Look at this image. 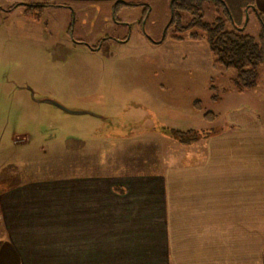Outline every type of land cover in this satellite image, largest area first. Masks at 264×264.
<instances>
[{"label":"crops","instance_id":"0c3cea01","mask_svg":"<svg viewBox=\"0 0 264 264\" xmlns=\"http://www.w3.org/2000/svg\"><path fill=\"white\" fill-rule=\"evenodd\" d=\"M109 1L115 20L129 10L119 0H0V55L24 58L28 30L42 35L50 8L71 9L75 21L76 11H98ZM221 1L243 29L247 6L255 16L264 10V0ZM24 4L62 5L45 7L38 21L26 19L21 6L4 11ZM7 83L6 94L19 98L15 116L27 107L42 110L39 103L56 107L24 100L18 79ZM257 104L255 111H228L223 127L191 144L162 132L145 144L118 142L104 165L76 163L64 177L28 178L15 171L27 160L24 148L2 150L0 264H264V100ZM196 108L195 101L191 114ZM11 134L13 146L28 137Z\"/></svg>","mask_w":264,"mask_h":264},{"label":"rangeland","instance_id":"374dc122","mask_svg":"<svg viewBox=\"0 0 264 264\" xmlns=\"http://www.w3.org/2000/svg\"><path fill=\"white\" fill-rule=\"evenodd\" d=\"M119 1L136 6L127 5L129 10L116 20L111 1L99 3L98 11L92 6L87 12L76 11L75 21L71 9L68 14L65 9L63 13V9L50 8L42 18V35L28 30L24 58L8 60L0 55V102L4 105L0 108V152L19 146L27 156L15 171L28 178L64 177L76 163L97 160L104 165L118 142L125 147L145 144L153 141L148 139L152 134L166 135L177 129L211 134L224 126L228 111H255L257 102L264 100L262 67L256 69L255 87L238 91L236 71L213 66L204 40L192 41L187 34L180 41L171 38L170 0ZM202 10V20L209 24L227 18L222 5L206 1ZM245 10L242 21L247 25L241 32L257 41V17L251 7ZM79 15L95 16L96 20L84 21ZM188 18L183 14L182 23ZM235 26L230 14L225 29ZM13 79L24 87L26 101L52 100L68 111L84 113L73 116L39 103L42 110L33 112L27 107L15 116L19 98L3 90ZM155 99L171 105L164 108ZM11 101L9 122L5 123L9 116L5 105ZM195 101L198 113L192 116ZM204 114L211 116L209 123ZM119 131L124 136L115 138ZM12 132L27 135L26 142L13 146ZM25 176L20 178L25 180Z\"/></svg>","mask_w":264,"mask_h":264},{"label":"trees","instance_id":"16d2710c","mask_svg":"<svg viewBox=\"0 0 264 264\" xmlns=\"http://www.w3.org/2000/svg\"><path fill=\"white\" fill-rule=\"evenodd\" d=\"M206 1L212 2L215 6L222 5L227 18L216 19L210 24L204 22L202 4ZM222 2L221 0H170L171 15L168 27H172L171 38L180 41L182 35L187 34V38L192 41L204 40L212 56L213 66L235 70V88L238 91L248 90L256 85L257 67L264 68V10L256 13L260 25L256 41L252 36L241 32L244 26H235L231 30L225 29V23L230 19V14L225 3ZM59 5L62 4L13 5L4 11L10 12L14 7L21 6L26 19L38 21L45 7ZM126 5L136 6L132 3ZM183 14L189 17L185 24L182 23ZM202 117L206 121L211 119L208 114ZM166 135L180 144L188 145L205 138L208 133L198 130H171Z\"/></svg>","mask_w":264,"mask_h":264},{"label":"water","instance_id":"95a60500","mask_svg":"<svg viewBox=\"0 0 264 264\" xmlns=\"http://www.w3.org/2000/svg\"><path fill=\"white\" fill-rule=\"evenodd\" d=\"M43 101H45V102H47L49 104H52V105L56 106L57 108H60V109L64 110L65 112L69 113V114H82V113H84L82 111H68V110L62 108L61 106H59L56 102H54L52 100H43Z\"/></svg>","mask_w":264,"mask_h":264}]
</instances>
